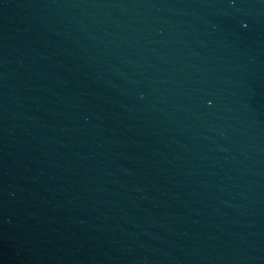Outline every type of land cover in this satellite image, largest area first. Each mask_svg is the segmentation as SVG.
I'll use <instances>...</instances> for the list:
<instances>
[{
	"label": "water",
	"instance_id": "1",
	"mask_svg": "<svg viewBox=\"0 0 264 264\" xmlns=\"http://www.w3.org/2000/svg\"><path fill=\"white\" fill-rule=\"evenodd\" d=\"M0 264H264V0H0Z\"/></svg>",
	"mask_w": 264,
	"mask_h": 264
}]
</instances>
